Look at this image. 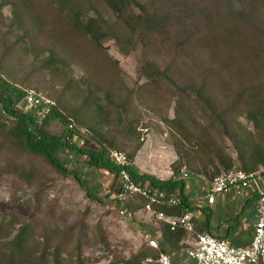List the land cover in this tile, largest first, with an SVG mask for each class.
I'll return each instance as SVG.
<instances>
[{"label":"rangeland","instance_id":"374dc122","mask_svg":"<svg viewBox=\"0 0 264 264\" xmlns=\"http://www.w3.org/2000/svg\"><path fill=\"white\" fill-rule=\"evenodd\" d=\"M63 2L0 0V79L22 90H37L51 99L56 111L62 115H68L91 95L100 104L105 103L104 93L108 91L115 92L121 99L128 98L131 113L123 115V123L118 127L116 124L103 126V132L114 140L113 150L127 156L139 147L133 162L137 172L160 181L171 179L177 169V178L183 179L185 195L195 204H203L210 180L200 172L197 174L198 166L191 165L190 159L185 157L189 146L181 143L162 122V119L174 118L173 100L166 93L146 91L141 87L145 80L139 76L138 68L144 59L143 49L139 46L124 55L115 41L108 38L97 48L72 30L62 10ZM72 2L83 19L113 20L100 0ZM212 15L220 19L219 12ZM253 16L257 18L261 35L256 38L251 34L250 38L261 41L264 52V3L255 6ZM243 51L249 60L246 50ZM211 56L222 59L225 55L216 49L203 53V60H211ZM198 59L194 53L190 61L196 64ZM211 72L210 81L216 85L214 90L221 93L218 99L224 100L222 93L232 92L226 86L228 76L219 75L215 68ZM232 81L240 86L248 81H259L264 85V70L253 73L243 61V78L234 75ZM200 112L196 107V122H202ZM127 121L132 123L131 130ZM239 122L249 133H254L251 123L242 117ZM41 124L52 136H62L66 132L60 120L49 116L37 125ZM10 128L12 123L0 110V224L3 219L17 218L13 229L7 228L0 234L1 247L20 226L27 225L31 250L36 255L43 252L53 255L55 247H59V264H76L78 261L81 264H115L147 250L139 233L147 232L153 237L162 222L141 213L137 199L116 200L119 177L104 170L88 169L72 151L61 153L58 160L68 170L77 171L82 184L71 175L58 174L39 158L23 153L5 140L3 131ZM224 143L228 153L235 158L232 144L227 139ZM177 146L183 158L176 155ZM260 170V181L264 186L263 167ZM85 188L101 202L89 199ZM172 195H178V188ZM128 213L132 215L130 218L126 216ZM137 225L141 227L137 228ZM9 232L13 234L5 239ZM185 247L188 246L184 244Z\"/></svg>","mask_w":264,"mask_h":264},{"label":"trees","instance_id":"16d2710c","mask_svg":"<svg viewBox=\"0 0 264 264\" xmlns=\"http://www.w3.org/2000/svg\"><path fill=\"white\" fill-rule=\"evenodd\" d=\"M100 1L110 12L112 21L100 17L83 19L72 0H64L61 6L72 30L97 48L101 47L102 40L108 38L115 41L124 55L139 46L143 49L144 59L138 68L139 76L145 80L141 87L146 91L166 93L173 100L174 118L162 119V122L181 143L183 141L189 146L185 157L190 159L191 165L195 163L198 166L197 174L200 172L211 181L222 172L240 170L255 173L264 167V85L259 81H248L240 86L232 81L234 75L243 78V61L253 73L264 70L261 41L250 38L251 34L256 38L261 35L257 18L253 15L255 6L264 0ZM213 12H219L220 19H215ZM216 49L224 53L222 59L211 56V60H203V53ZM243 50H246L249 60ZM194 53L196 59L199 58L196 64L190 61ZM213 68L219 75L228 76L226 86L232 92L222 93L224 100L218 99L221 93L214 90L216 85L210 81ZM22 97V89L0 79V110L12 123V128L3 131L5 140L23 153L39 158L58 174L71 175L81 183L78 172L68 170L58 160L61 153L72 151L90 170H104L115 177L125 171L133 182L149 183L169 194H174L178 188L176 197L181 199V204L162 209L168 216L177 217L183 209L193 211L194 207L183 196V179L177 178V169L168 181L139 174L133 165L139 147L127 155V165L120 166L110 161L108 154L115 144L108 133L103 132V126L116 124L118 127L123 123V115L131 113L128 98L121 99L115 92L108 91L104 93V104H100L97 98L93 100L91 95L68 115L53 109L49 117L60 120L65 128L71 121L75 134L80 135L78 129L85 130V144L79 147L65 141L66 132L62 136L49 135L42 124L37 125L35 116L22 114L17 109ZM196 107L201 110L202 122H196L194 118ZM241 117L252 124L253 134L239 122ZM110 119L112 122L109 123ZM126 125L132 129L131 122L127 121ZM224 139L232 144L235 158L228 153ZM176 149V155L183 158L178 151L179 146ZM86 194L92 201L101 202L90 191L86 190ZM132 199L140 202V208L145 203L139 197ZM2 221L0 234L17 224L14 216ZM12 234L9 232L4 238ZM27 234L28 226L22 225L6 244L0 246V264H59V247H55L53 255L45 252L36 255L31 250ZM188 236L181 229L170 231L164 223L153 233L154 239L165 241L171 249L180 242H187ZM159 245L160 250L168 254L162 243ZM60 248L62 250V244ZM146 248L131 259L115 264H141L146 258H156L157 252ZM76 264L81 263L78 261Z\"/></svg>","mask_w":264,"mask_h":264},{"label":"built area","instance_id":"2783aa9c","mask_svg":"<svg viewBox=\"0 0 264 264\" xmlns=\"http://www.w3.org/2000/svg\"><path fill=\"white\" fill-rule=\"evenodd\" d=\"M23 97L17 109L22 114H30L41 122L55 109V103L39 94L35 90H22ZM73 122H69L66 128L65 141L69 145L77 144L83 147L86 134L78 129L80 135L75 134ZM77 140V141H76ZM110 161L116 165H127V156L119 151H110ZM264 171V167H263ZM261 170L255 173H245L240 170L222 172L214 177L205 188V198L208 205L214 204L217 197L234 196L242 197L246 191H252L257 201L254 219L252 221V238L248 246L236 247L229 241L219 239L213 235L198 233L194 226L192 212L183 209L177 217L168 216L162 209L177 207L181 204L179 197L167 193L163 189L153 188L149 183H135L125 171L119 173L120 188L116 194V200L128 201L134 197L141 198L145 203L140 212L169 227L170 231L181 229L190 235L186 242L188 247L183 248L187 264H264V186L261 184ZM131 217V213L126 215ZM146 247L157 252L156 258H146L141 264H174L171 256L160 250V245L147 232H140Z\"/></svg>","mask_w":264,"mask_h":264},{"label":"crops","instance_id":"0c3cea01","mask_svg":"<svg viewBox=\"0 0 264 264\" xmlns=\"http://www.w3.org/2000/svg\"><path fill=\"white\" fill-rule=\"evenodd\" d=\"M182 192L189 205L194 207L192 214L195 230L198 233L213 235L229 241L231 245L236 247L249 245L252 238L251 224L257 201L252 191H246L240 198L234 196L217 197L215 203L211 205H208L206 200L203 204H195L185 195V188ZM160 243L171 256L174 264H187L182 248L186 242L178 243L176 247H180L179 249L176 247L171 249L165 241H160Z\"/></svg>","mask_w":264,"mask_h":264}]
</instances>
